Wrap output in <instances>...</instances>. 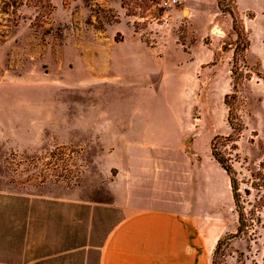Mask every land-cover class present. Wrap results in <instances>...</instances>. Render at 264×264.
<instances>
[{
	"label": "rangeland",
	"instance_id": "obj_1",
	"mask_svg": "<svg viewBox=\"0 0 264 264\" xmlns=\"http://www.w3.org/2000/svg\"><path fill=\"white\" fill-rule=\"evenodd\" d=\"M48 1L49 12L33 1L0 0V257L99 264L108 234L126 216L134 165L157 160L165 172L170 161L183 168L194 158L196 207L211 211L223 240L216 264H264V179L254 177L264 173V0H222L225 12L217 0L165 8L171 0ZM226 11L249 39L235 66ZM115 43L116 64L83 87L75 84L81 72L59 60L63 49L86 56ZM225 95H235L229 103L242 122L237 150L224 143L232 134ZM214 137L236 172L246 233L237 234L228 177L211 157Z\"/></svg>",
	"mask_w": 264,
	"mask_h": 264
},
{
	"label": "crops",
	"instance_id": "obj_2",
	"mask_svg": "<svg viewBox=\"0 0 264 264\" xmlns=\"http://www.w3.org/2000/svg\"><path fill=\"white\" fill-rule=\"evenodd\" d=\"M132 38L141 47H146L138 35H132ZM116 44L108 48L98 46L86 56L76 52L70 54L63 49L59 60L62 64L69 60L72 62L73 67L67 65L69 73L81 72L82 77L75 84L78 88L83 87L88 77L92 80L102 79L116 64L111 56V48ZM150 50L156 53L158 47ZM50 52L45 54L46 58H51ZM187 54L193 62V48ZM20 71L24 73V69L20 68ZM2 82L0 80V86ZM2 115L0 107V135L4 133ZM140 147L145 148L141 144ZM138 164L134 165V168L137 166L135 175L130 176L131 182L135 183L126 195L129 200L125 205L126 216L108 234L99 264H212L217 239L211 211L198 210L195 204L197 190L192 176H195L197 163L194 158L182 162L183 168L179 162L170 161L165 172L160 169L157 160L149 161L146 165L142 159ZM4 166L5 160L0 158L1 186L4 185ZM177 171L180 176L174 179ZM127 177L126 182L129 181ZM8 195L14 197L19 194L13 192ZM0 199H5L3 187L0 188ZM3 239V234H0V245ZM0 264L18 263L5 261L1 256Z\"/></svg>",
	"mask_w": 264,
	"mask_h": 264
},
{
	"label": "trees",
	"instance_id": "obj_3",
	"mask_svg": "<svg viewBox=\"0 0 264 264\" xmlns=\"http://www.w3.org/2000/svg\"><path fill=\"white\" fill-rule=\"evenodd\" d=\"M24 1L26 3L27 2L32 3L33 1L34 2L33 4H35L36 7H37V4H39L43 8L47 9L48 12L50 11V9L51 10L54 9L48 0H24ZM221 1L222 0H217L218 8L221 10V12H225V10H223L222 8ZM226 12L231 16L233 20L232 28L235 31L236 36H237V44H236V47L233 53V66H235V63H236L235 56L238 50H240L241 52H245L249 47V39L247 37V33H246V30L242 22L240 21L236 22V20L233 17L232 11H226ZM231 76H232V79L233 77H235V70L233 69L231 70ZM233 88H235V86ZM232 98H235V95H230V96L225 95L224 97V105L228 108L227 123L230 129L232 130V134L224 138V141H225L224 143L231 144L232 149L237 150L236 142L238 141L239 134L242 131V122L240 120L238 112L237 111L235 112L230 106L229 99H232ZM217 140H218V137H214L213 140L211 141L210 154H211L212 159L220 166V168L225 172L226 176L228 177L231 197H232L234 208H235V211L238 217L237 234L246 233L248 230L247 224L249 220L246 218V214L244 213L243 207L240 206L241 195L239 192V182L236 177V172L230 163V159L224 156L223 153L218 151ZM254 177L264 179V173L257 172ZM244 192L247 193V191H244ZM222 241H223L222 239L217 240V243L215 245V249L213 252L212 264H216L215 257H216L217 252L220 249Z\"/></svg>",
	"mask_w": 264,
	"mask_h": 264
},
{
	"label": "built area",
	"instance_id": "obj_4",
	"mask_svg": "<svg viewBox=\"0 0 264 264\" xmlns=\"http://www.w3.org/2000/svg\"><path fill=\"white\" fill-rule=\"evenodd\" d=\"M177 3L176 0H171V1H163L161 2V4L159 5L160 7H170V6H173Z\"/></svg>",
	"mask_w": 264,
	"mask_h": 264
}]
</instances>
